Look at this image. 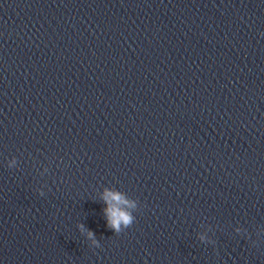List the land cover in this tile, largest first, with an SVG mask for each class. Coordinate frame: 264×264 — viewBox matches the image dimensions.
Returning a JSON list of instances; mask_svg holds the SVG:
<instances>
[{"label":"water","instance_id":"95a60500","mask_svg":"<svg viewBox=\"0 0 264 264\" xmlns=\"http://www.w3.org/2000/svg\"><path fill=\"white\" fill-rule=\"evenodd\" d=\"M0 262L264 264V0H0Z\"/></svg>","mask_w":264,"mask_h":264},{"label":"clouds","instance_id":"9594fccd","mask_svg":"<svg viewBox=\"0 0 264 264\" xmlns=\"http://www.w3.org/2000/svg\"><path fill=\"white\" fill-rule=\"evenodd\" d=\"M101 199L104 201L102 211L108 228L116 233H120L123 229L132 225L135 216L131 210L134 209L136 205L126 194L115 189L105 188L101 195ZM80 227L83 228V225H80ZM87 236L93 239L94 243L98 244L91 230H88ZM0 264H2V262H0Z\"/></svg>","mask_w":264,"mask_h":264}]
</instances>
